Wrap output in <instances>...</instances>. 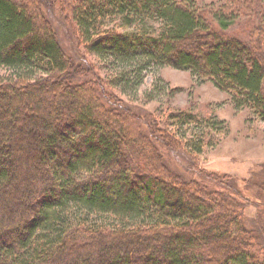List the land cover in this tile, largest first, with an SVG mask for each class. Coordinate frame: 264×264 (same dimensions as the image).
Segmentation results:
<instances>
[{
	"label": "trees",
	"instance_id": "obj_1",
	"mask_svg": "<svg viewBox=\"0 0 264 264\" xmlns=\"http://www.w3.org/2000/svg\"><path fill=\"white\" fill-rule=\"evenodd\" d=\"M225 1L0 0V264H264V213H246L264 183L203 169L201 137L115 88L188 69L264 122V0ZM48 8L97 64L63 48Z\"/></svg>",
	"mask_w": 264,
	"mask_h": 264
},
{
	"label": "rangeland",
	"instance_id": "obj_2",
	"mask_svg": "<svg viewBox=\"0 0 264 264\" xmlns=\"http://www.w3.org/2000/svg\"><path fill=\"white\" fill-rule=\"evenodd\" d=\"M222 3L229 4L225 0H203L201 8L210 10L220 7ZM48 9V15L63 48L74 58L83 57V62L87 65L97 64L98 62L87 55L86 49L80 45L79 33L73 26L72 19L69 17L65 20L62 15L58 18L56 14H59V11L56 8ZM239 16L235 24L228 29L229 34L242 33L243 28L247 27V16ZM149 22L153 25L151 31L160 28L159 21ZM133 27L126 29L133 30ZM135 29L148 30L149 25L140 24ZM246 30L250 32L251 29ZM103 65L98 64L100 69ZM95 70L98 73V69ZM101 71L102 78H105L104 73L108 77L113 75L112 71L109 74L106 69ZM0 74L8 75L5 70ZM139 79V84L133 89L125 90L115 86L117 94L128 104L140 105L150 111L166 127L177 132L179 137L187 139V142L201 137L204 140V149L197 154V160L203 169L226 173L242 180L254 174V180L264 183V122L254 115L251 109H236L229 93L192 70L169 65L151 66L143 70ZM49 109L52 110L53 107ZM154 144L159 152L166 151L164 146L156 142ZM192 148L190 147L191 150ZM258 212L264 213V206L250 204L246 211L253 217L257 216ZM257 218L259 221L255 223L259 226L256 228L264 230V215L262 220Z\"/></svg>",
	"mask_w": 264,
	"mask_h": 264
}]
</instances>
